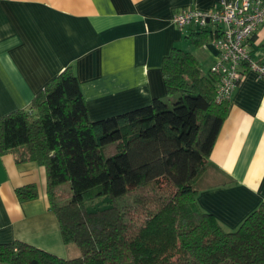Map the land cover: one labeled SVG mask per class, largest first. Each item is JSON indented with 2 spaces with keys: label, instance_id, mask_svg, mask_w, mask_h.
I'll list each match as a JSON object with an SVG mask.
<instances>
[{
  "label": "trees",
  "instance_id": "16d2710c",
  "mask_svg": "<svg viewBox=\"0 0 264 264\" xmlns=\"http://www.w3.org/2000/svg\"><path fill=\"white\" fill-rule=\"evenodd\" d=\"M161 72L166 99L92 121L66 67L28 109L0 119V154L24 146L45 167L49 195L68 184L70 199L52 207L63 242L80 252L65 259L13 242L0 244V264H264V201L234 231L195 202L227 112L228 100L215 101L218 75H203L178 48ZM109 144L115 153L105 158ZM15 193L36 197L32 186Z\"/></svg>",
  "mask_w": 264,
  "mask_h": 264
},
{
  "label": "crops",
  "instance_id": "0c3cea01",
  "mask_svg": "<svg viewBox=\"0 0 264 264\" xmlns=\"http://www.w3.org/2000/svg\"><path fill=\"white\" fill-rule=\"evenodd\" d=\"M220 1L0 0V119L28 109L66 67L92 121L166 99L161 61L171 49L190 53L203 75L217 58L212 28H179L173 15L209 11ZM247 49L264 65V22ZM200 179L206 183L195 202L224 231L236 230L264 201V78L257 73L244 70L232 90ZM30 186L36 197L19 201L16 190ZM54 197L45 167L27 160L25 149L0 154V244L22 242L66 259Z\"/></svg>",
  "mask_w": 264,
  "mask_h": 264
},
{
  "label": "built area",
  "instance_id": "2783aa9c",
  "mask_svg": "<svg viewBox=\"0 0 264 264\" xmlns=\"http://www.w3.org/2000/svg\"><path fill=\"white\" fill-rule=\"evenodd\" d=\"M263 22L264 0H221L209 11L183 8L173 15L172 23L179 28L188 24L212 28L217 58L209 71L219 77L217 103L229 100L244 70L264 78V65L252 59L247 49L248 40Z\"/></svg>",
  "mask_w": 264,
  "mask_h": 264
},
{
  "label": "rangeland",
  "instance_id": "374dc122",
  "mask_svg": "<svg viewBox=\"0 0 264 264\" xmlns=\"http://www.w3.org/2000/svg\"><path fill=\"white\" fill-rule=\"evenodd\" d=\"M174 99H176V97L173 96L171 98H167L166 101H167V103L169 105H171L172 102H174ZM18 148L25 149L24 146H21V147H18ZM102 153H103V156L105 158L112 156L115 153V144H109V145L105 146L103 148V150H102ZM204 177H205V175H204ZM205 183H206V179H203V181L200 179L198 182L196 181L194 186H195V188H197L198 186L205 185ZM57 190H58V194L57 195H61L60 197H58V199H57V196H56V191ZM52 193H53V196H55L54 199L58 200L61 204L67 202V200L70 199V197H71V191L69 189L68 184H66V183H63L61 185H58L57 187H54L53 190H52ZM52 193H51V196H52ZM143 193H146V191L143 192ZM152 195H153V193H152ZM65 245H66V248L68 250L67 258L71 259V258L78 257L80 255L79 249L74 243H67Z\"/></svg>",
  "mask_w": 264,
  "mask_h": 264
}]
</instances>
